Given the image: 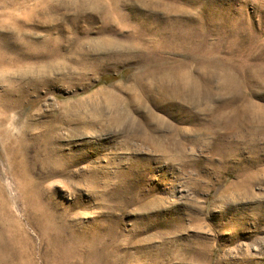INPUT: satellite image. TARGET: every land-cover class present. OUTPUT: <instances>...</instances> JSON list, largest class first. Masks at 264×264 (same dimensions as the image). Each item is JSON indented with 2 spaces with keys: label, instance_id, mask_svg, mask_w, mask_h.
<instances>
[{
  "label": "rangeland",
  "instance_id": "374dc122",
  "mask_svg": "<svg viewBox=\"0 0 264 264\" xmlns=\"http://www.w3.org/2000/svg\"><path fill=\"white\" fill-rule=\"evenodd\" d=\"M0 51V264H264V0H0Z\"/></svg>",
  "mask_w": 264,
  "mask_h": 264
},
{
  "label": "bare ground",
  "instance_id": "6f19581e",
  "mask_svg": "<svg viewBox=\"0 0 264 264\" xmlns=\"http://www.w3.org/2000/svg\"><path fill=\"white\" fill-rule=\"evenodd\" d=\"M140 39H141V37H140ZM0 52H1V51H0ZM261 54H262V53H261ZM1 55H2V54H0V57H1ZM225 55H226V54H225ZM4 56H5V55H4ZM4 56H3V57H4ZM7 56H8V55H7ZM221 56H222V55H221ZM226 56H227V55H226ZM8 57H9V56H8ZM10 57H11V56H10ZM1 58H2V57H1ZM4 58H5V57H4ZM1 60H2V59H1ZM5 61H6V60H5ZM246 61H247V60H246ZM1 62H2V61H1ZM1 62H0V63H1ZM243 62H244V61L242 60V63H243ZM2 63H3V62H2ZM179 63H180V62H179ZM177 64H178V63H177ZM181 64H182V63H181ZM226 64H227V63H226ZM245 64H246V63H245ZM256 65H257V63H256ZM262 65H263V64H262ZM262 65H258V66L260 67V66H262ZM235 66H236V65H234V67H235ZM243 66H244V64H243ZM246 66H247V65H246ZM258 66H257V67H258ZM172 67H173V66H172ZM234 67L231 66V68H234ZM259 67H258V69H260ZM176 68H177V67H176ZM231 68H228V69H231ZM246 68H247V67H246ZM254 68H255V67H254ZM254 68H253V70H254ZM263 69H264V68H263ZM175 70H176V69H175ZM243 70H244V69H243ZM246 70H247V69H246ZM261 70H262V69H261ZM171 71H172V70H171ZM228 71H229V70H228ZM231 71H232V70H231ZM231 71H230V72H231ZM236 71H237V70H236ZM240 71H242V69H240ZM244 71H245V70H244ZM254 71H255V70H254ZM256 71H257V69H256ZM256 71H255L254 73H257ZM166 72H169V71H165V74H166ZM173 72H174V71H173ZM225 72H226V70H225ZM258 72H260V70H259ZM236 73H237V72H236ZM182 74H183V73H182ZM182 74H181V75H182ZM184 74H185V73H184ZM227 74H228V73H227ZM257 74H259V73H257ZM257 74H256V75L254 74V76H257V77H258ZM170 75H171V74H170ZM170 75H169V76H170ZM174 75H175V74H174ZM178 75H180V74H178ZM239 75H240V74H239ZM162 76H163V77H166V76H164V75H162ZM183 76H185V75H183ZM183 76H179V79H180V77H183ZM187 77H188V76H187ZM223 77H224V75H223ZM262 77H264V76H262ZM166 78H167V77H166ZM171 78H172V77H171ZM188 78H189V77H188ZM239 78H240V77H239ZM259 78H260V77H259ZM184 79H185V78H184ZM184 79H183V80H184ZM186 79H187V78H186ZM192 79H193V78H192ZM224 79H225V78H224ZM230 79H231V78H230ZM230 79H229V81H230ZM232 79H233V78H232ZM232 79H231V80H232ZM167 80H169L170 82L173 81V80L171 81V80L168 79V78H167ZM174 80H176V79H174ZM239 80H240V79H239ZM245 80H246V79H245ZM245 80H244V81H245ZM256 80H257V79H256ZM258 80H259V79H258ZM165 81H166V80H165ZM185 81H186V80H185ZM225 81H226V80H225ZM232 81H233V80H232ZM167 82H168V81H167ZM178 82H180V81L178 80ZM227 82H228V79H227ZM238 82H239V81H238ZM246 82H247V81H246ZM161 83H164V78H163V82H161ZM185 83H187V82H185ZM177 84H178V83H177ZM188 84H189V81H188ZM245 84H246V83H245ZM164 85H165V84H164ZM166 85H167V84H166ZM182 85H184V84H181L180 87H182ZM189 85H190V84H189ZM195 85H196V84H195ZM168 86H170V85H168ZM184 86H185V85H184ZM196 86H197V85H196ZM233 86H235V85H233ZM161 87L163 88V86H161ZM171 87H172V86H171ZM193 87H194V86H193ZM191 88H192V87H191ZM184 89H185V87H184ZM192 89H194V88H192ZM192 89H191V90H192ZM166 94H167V93H166ZM173 94H174V93H173ZM188 94H189V92H188ZM183 95H184V94H183ZM177 96H178V95H177ZM120 100H122V99H120ZM250 104H251V103H250ZM245 105H246V104H245ZM254 106H255V104H254ZM254 106H253V108H254ZM241 107H244V106H241ZM249 107H250V106H249ZM250 108H251V107H250ZM244 109H245V108H244ZM256 109H257V108H256ZM252 111H253V110H250V112H252ZM255 111H256V110H255ZM248 113H249V112H248ZM254 113H255V112H254ZM250 114H251V113H250ZM238 116H240V114H239ZM229 117H230V116H229ZM240 117H241V116H240ZM248 117H249V115H248ZM237 118H238V117H237ZM231 119L233 120V117H232ZM257 119H258V118H257ZM229 120H230V119H229ZM229 120H228V122H229ZM234 120H236V119H234ZM248 120H250V119H248ZM219 121H220V120H219ZM238 122H239V121H237V125H238ZM242 122H243V120H242ZM234 123H235V122H234ZM239 123H241V122H239ZM235 125H236V124H234L233 126H235ZM240 125H241V124H240ZM229 126H231V125H229ZM238 127H240V126H238ZM150 140H151V139H150ZM164 145H165V144H164ZM166 145H167V144H166ZM163 147H164V146H163ZM227 147H228V146H227ZM226 149H227V148H226ZM237 149H238V148H237ZM166 151H167V150H166ZM227 153H228V152H227ZM237 157H238V156H237ZM226 159H227V158H226ZM242 171H243V170H242ZM246 172H247V171H246ZM238 174H240V173H238ZM255 175H256V174H255ZM243 176H244V175H243ZM245 176H246V175H245ZM254 177H255V176H254ZM254 177H253V178H254ZM241 178H242V177H241ZM255 178H256V177H255ZM251 179H252V178H251ZM251 179H250V180H251ZM239 180H240V179H239ZM243 180H244V179H243ZM252 180H253V179H252ZM241 182H242V181H241ZM250 183H253V181L250 182ZM232 184H234V183H231V185H232ZM237 184H238V183H237ZM241 184H242V183H241ZM234 186H235V184H234ZM241 186H242V185H241ZM245 187H247V186H245ZM233 188H234V187H233ZM235 188H236V187H235ZM231 190H234V189H231ZM227 191H228V190H227ZM234 191H235V190H234ZM236 191H237V190H236ZM242 191H244V190H242ZM239 192H240V191H239ZM231 193H232V192H231ZM241 194H242V193H241ZM244 198H245V197H244Z\"/></svg>",
  "mask_w": 264,
  "mask_h": 264
},
{
  "label": "clouds",
  "instance_id": "9594fccd",
  "mask_svg": "<svg viewBox=\"0 0 264 264\" xmlns=\"http://www.w3.org/2000/svg\"><path fill=\"white\" fill-rule=\"evenodd\" d=\"M15 119H16V116H15V114H13V115H12V120H15ZM9 127H10V128L12 127V124H11V123L9 124ZM14 130H16V129H14Z\"/></svg>",
  "mask_w": 264,
  "mask_h": 264
}]
</instances>
